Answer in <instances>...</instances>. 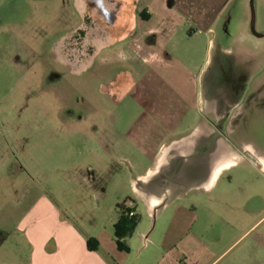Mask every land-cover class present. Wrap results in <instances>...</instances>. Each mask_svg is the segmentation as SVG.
<instances>
[{"label": "crops", "instance_id": "1", "mask_svg": "<svg viewBox=\"0 0 264 264\" xmlns=\"http://www.w3.org/2000/svg\"><path fill=\"white\" fill-rule=\"evenodd\" d=\"M232 1L88 0L87 10L90 4L105 8L103 41L129 42L140 76L135 113L122 116L129 118V128L90 134L100 146L103 173L120 184L115 207L130 199L127 206L139 224L123 253L114 240L116 210L109 225L98 205L84 210L86 205L79 209L43 197L5 230L0 264H216L238 243L219 254L223 232L250 233L261 223L251 222V188H264V155L232 140L225 111L212 108L208 119L200 108L197 53L206 52L209 35ZM90 32L85 31L87 42ZM241 54L253 58L248 49ZM233 73L235 68L220 65L208 78L217 103L227 100L223 89L237 86ZM258 197L256 206L263 201ZM90 239L98 251L88 250ZM253 253L243 249L231 264H253ZM240 254L248 258L240 261Z\"/></svg>", "mask_w": 264, "mask_h": 264}, {"label": "rangeland", "instance_id": "2", "mask_svg": "<svg viewBox=\"0 0 264 264\" xmlns=\"http://www.w3.org/2000/svg\"><path fill=\"white\" fill-rule=\"evenodd\" d=\"M83 2L0 0V240L43 197L84 210L98 205L105 221H113L120 184L103 173L90 134L129 128L122 116L135 113L140 76L129 42L103 41L105 8H80ZM255 13L256 31L264 33V0H255ZM250 23V0H233L206 52L197 53L196 75L201 112L211 119L212 108L225 111L232 140L264 155V38L251 33ZM248 35L252 39L245 40ZM242 49L253 51V58L247 61ZM220 65L235 68L231 78L238 83L223 89L227 100L217 103L207 80ZM251 194L256 205L258 196L263 199L251 222L262 221L250 233L223 232L219 254L238 243L216 264H231L243 249L254 252L253 264L264 261V188L256 183Z\"/></svg>", "mask_w": 264, "mask_h": 264}, {"label": "trees", "instance_id": "3", "mask_svg": "<svg viewBox=\"0 0 264 264\" xmlns=\"http://www.w3.org/2000/svg\"><path fill=\"white\" fill-rule=\"evenodd\" d=\"M130 201V199H126L124 202L117 204L115 207L119 218L114 226V240L118 250L123 253H127L129 251L126 242L134 234L139 224L138 216H129L130 213L134 212L127 206ZM87 246L88 250L91 252L98 251V243L95 240H88Z\"/></svg>", "mask_w": 264, "mask_h": 264}, {"label": "water", "instance_id": "4", "mask_svg": "<svg viewBox=\"0 0 264 264\" xmlns=\"http://www.w3.org/2000/svg\"><path fill=\"white\" fill-rule=\"evenodd\" d=\"M250 8H251V33L257 38H264V33H258L256 31V13H255V0H250Z\"/></svg>", "mask_w": 264, "mask_h": 264}, {"label": "built area", "instance_id": "5", "mask_svg": "<svg viewBox=\"0 0 264 264\" xmlns=\"http://www.w3.org/2000/svg\"><path fill=\"white\" fill-rule=\"evenodd\" d=\"M134 215H135L134 212H132V213L129 214L130 217H133ZM146 241H147V239L144 240V243H145Z\"/></svg>", "mask_w": 264, "mask_h": 264}]
</instances>
